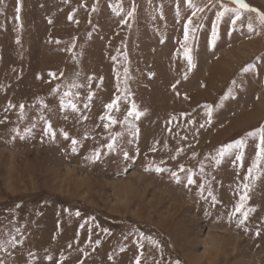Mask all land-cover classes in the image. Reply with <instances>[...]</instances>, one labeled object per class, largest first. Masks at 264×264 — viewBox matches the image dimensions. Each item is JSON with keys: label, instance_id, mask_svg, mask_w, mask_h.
Here are the masks:
<instances>
[{"label": "rangeland", "instance_id": "obj_1", "mask_svg": "<svg viewBox=\"0 0 264 264\" xmlns=\"http://www.w3.org/2000/svg\"><path fill=\"white\" fill-rule=\"evenodd\" d=\"M243 3L0 0V264H264Z\"/></svg>", "mask_w": 264, "mask_h": 264}, {"label": "snow or ice", "instance_id": "obj_2", "mask_svg": "<svg viewBox=\"0 0 264 264\" xmlns=\"http://www.w3.org/2000/svg\"><path fill=\"white\" fill-rule=\"evenodd\" d=\"M234 3H238L240 5L241 8H245V9H248V5L244 4L243 3V0H233ZM189 5H191V0H189ZM250 11H254L253 9H249ZM17 11H19V9H17ZM204 11V8H196L195 11L193 12V16L196 15L197 12H203ZM229 11H237L235 9H229L227 7L224 8V11L222 12H218L217 13V21H219L224 15L226 12H229ZM237 19H240V16L238 14V11H237ZM192 23V20L190 19L188 21V24H191ZM233 23H235V21H233ZM260 23L262 25H264V15H261L260 16ZM249 28L251 29V24L248 25ZM187 35H188V28L187 26H185V38L187 39ZM215 37H216V31H215V28L213 29V40H215ZM19 42V41H17ZM185 55L188 59V63H189V67H192V60H191V56L188 54L187 50L185 52ZM111 107V106H110ZM137 116H139V113H137ZM49 131H50V126H49ZM251 135V134H250ZM76 141H73V144H75ZM236 147H243V141H241L239 144L235 145ZM109 148H112V145H108ZM233 147L232 145H229L228 148H231ZM259 151L257 152V160H261V159H264V129H261V133H260V143L257 145ZM227 151V148L226 149H222L221 150V155H224V152ZM238 159L240 157H237ZM95 159H99V153L96 154L95 156ZM157 172L161 171V169L157 168L156 169ZM251 172V170H250ZM188 182L191 184L193 181L191 179V177H189V180ZM237 211H239V208L237 209Z\"/></svg>", "mask_w": 264, "mask_h": 264}]
</instances>
